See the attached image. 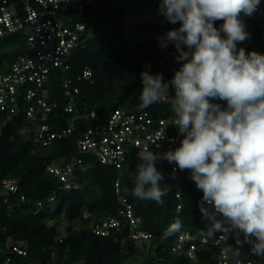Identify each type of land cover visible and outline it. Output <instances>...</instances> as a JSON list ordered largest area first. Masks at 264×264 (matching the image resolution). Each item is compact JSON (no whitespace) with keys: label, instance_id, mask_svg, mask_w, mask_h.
<instances>
[{"label":"trees","instance_id":"obj_1","mask_svg":"<svg viewBox=\"0 0 264 264\" xmlns=\"http://www.w3.org/2000/svg\"><path fill=\"white\" fill-rule=\"evenodd\" d=\"M159 3L158 0H95L86 6L81 17H76L85 24L81 44L68 59V77L79 88L74 100L77 112L65 110L69 98L63 93L66 77L63 71L55 69L46 84L51 91V102L56 103L49 122L56 129L66 126L74 116L75 130L70 136L43 146L23 132L30 122L22 113L4 122L0 136V190L8 178H16L19 187L16 192L1 190L0 193V250L7 239H12L26 244L28 259L47 264H134L133 259H137V264H219L218 247L200 240L195 259L185 252L171 250L182 231H189L198 239L209 236L211 222L202 216L198 203L203 193L185 170L172 176L169 162H157L164 176L161 187L167 189L163 204H158L132 194L135 185L129 173L135 171L139 162L134 151L117 168L100 162L91 152H80L76 146L83 131L104 127L116 107L148 110L156 116L170 113L169 102L139 108L141 72L160 73L168 81L180 68L157 39L179 27L178 23L170 24L159 15ZM259 6L264 10V0ZM134 11L152 12L154 19L134 23L128 31L126 15ZM242 20L250 38L238 44V48H243L246 54L252 51L264 54V12L256 10L250 17L242 16ZM221 23L217 21L215 26ZM28 50L25 34L5 36L0 40V71L7 70L17 55ZM86 69L92 71L88 79L81 77ZM91 111H95V116L90 115ZM74 155L83 158L85 168L77 167L74 171L79 186L66 189L60 187L63 182L47 165L61 164ZM117 178L121 183L120 194L132 204L136 227L149 231L152 234L149 239L131 237L126 220L108 236L90 230V223L100 217L117 215L121 209L115 186ZM53 194L54 199L49 201ZM39 201L44 205L35 213ZM178 204H181L179 210ZM86 210L92 213V218L83 217ZM176 220L182 223V228L165 238L166 230ZM61 222L66 223L65 232L60 229ZM219 233L209 237L215 238ZM240 239L243 240L242 235ZM232 242L244 259L251 257V243L241 246L235 237Z\"/></svg>","mask_w":264,"mask_h":264},{"label":"clouds","instance_id":"obj_2","mask_svg":"<svg viewBox=\"0 0 264 264\" xmlns=\"http://www.w3.org/2000/svg\"><path fill=\"white\" fill-rule=\"evenodd\" d=\"M260 2L160 0L159 15L179 27L157 39L161 48L175 47L181 66L168 81L160 73L141 72L139 108L170 102L182 139L163 153L145 145L129 176L135 197L163 204L167 189L157 162L189 170L203 193L198 203L211 222L208 235L230 231L239 245L251 243L252 254L264 259V54L238 48L250 38L242 16H252ZM217 98L226 107L211 102ZM160 139L162 134L152 143L157 148ZM181 228L176 220L165 238Z\"/></svg>","mask_w":264,"mask_h":264},{"label":"built area","instance_id":"obj_3","mask_svg":"<svg viewBox=\"0 0 264 264\" xmlns=\"http://www.w3.org/2000/svg\"><path fill=\"white\" fill-rule=\"evenodd\" d=\"M94 2L95 0H0V40L12 33L20 32L26 35L29 46L28 51L17 55L7 70L0 71V136L4 122L21 113L30 122V126L24 127L23 132L31 136L36 144L48 146L55 140L68 137L73 133L74 116L70 117L66 126L56 129L49 122V115L56 103L51 102V91L46 84L55 69L63 71L66 76L63 81V93L69 98L65 110L73 114L77 112L74 100L79 88L73 85L68 77L70 67L68 59L80 46L85 29L84 22L76 20V17H81L86 6ZM257 10L259 13L264 12L260 6ZM139 13L148 16L147 11L143 13L139 11ZM165 49L175 63H178L175 47L169 44ZM91 76V69H86L81 77L88 79ZM165 102L168 101L160 103ZM211 102L226 107V102L223 100L214 99ZM169 112V114L156 116L148 110L135 111L124 106L116 107L109 114L104 127L88 128L83 131L76 146L80 152H91L100 162L115 165L117 168L123 166L129 152L134 151L137 154L145 145H149L150 150L154 152L163 153L169 149L174 150L180 145L182 137L175 128V116L171 104ZM4 114L6 119L2 117ZM94 114H96L95 111L90 112L91 116H95ZM161 134L162 139L156 142L160 145L157 148L156 144L152 143ZM77 167L85 168L83 158L79 155H74L61 164L47 165V169L63 182L60 187L66 189L79 186L74 174ZM171 167V174L175 176L179 169L175 162L171 163ZM185 172L191 175L189 170ZM120 185V179L117 178L115 186L122 204L118 214L100 217L97 221L90 223V230L97 235L108 236L113 231L119 230L122 221L126 220L130 225L131 237L149 239L152 236L149 231L136 227L132 204L126 196L120 194ZM18 187L16 178H8L4 180L1 190L16 192ZM54 197L53 194L48 200L52 201ZM21 198L24 199V196ZM6 200L9 199L6 198ZM43 205L44 202L39 201L35 213L39 212ZM180 208L181 204H178V210ZM82 215L85 219L92 218V213L88 210ZM232 237L234 233L228 231L220 232L215 238L203 236L198 239L189 231H182L172 244L171 250L185 252L195 259L200 240L199 242L218 247L219 264H236V261L240 264H264V259L253 254L244 259L239 254L240 250L232 242ZM27 257L28 250L23 241L7 239L0 250V264H47Z\"/></svg>","mask_w":264,"mask_h":264},{"label":"rangeland","instance_id":"obj_4","mask_svg":"<svg viewBox=\"0 0 264 264\" xmlns=\"http://www.w3.org/2000/svg\"><path fill=\"white\" fill-rule=\"evenodd\" d=\"M143 13V11H140ZM152 12H148V16H145L144 14H140L139 11H134L128 15H126V27L127 30L129 31L131 29V25L134 23H143V22H149L150 20L154 19V15ZM60 229L62 232H65L66 229V223L61 222L60 224ZM132 262L134 264H137V259H133Z\"/></svg>","mask_w":264,"mask_h":264},{"label":"water","instance_id":"obj_5","mask_svg":"<svg viewBox=\"0 0 264 264\" xmlns=\"http://www.w3.org/2000/svg\"><path fill=\"white\" fill-rule=\"evenodd\" d=\"M143 12H146V11H143Z\"/></svg>","mask_w":264,"mask_h":264}]
</instances>
